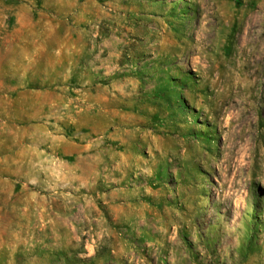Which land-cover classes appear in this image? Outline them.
Returning a JSON list of instances; mask_svg holds the SVG:
<instances>
[{
    "label": "rangeland",
    "instance_id": "1",
    "mask_svg": "<svg viewBox=\"0 0 264 264\" xmlns=\"http://www.w3.org/2000/svg\"><path fill=\"white\" fill-rule=\"evenodd\" d=\"M0 264H264V0H0Z\"/></svg>",
    "mask_w": 264,
    "mask_h": 264
}]
</instances>
